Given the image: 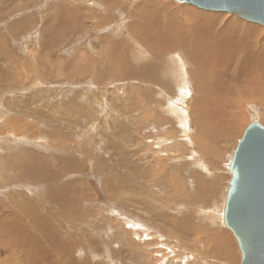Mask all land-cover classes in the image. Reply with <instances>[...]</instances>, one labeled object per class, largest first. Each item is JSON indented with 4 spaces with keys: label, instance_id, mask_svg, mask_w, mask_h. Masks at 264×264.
<instances>
[{
    "label": "rangeland",
    "instance_id": "1",
    "mask_svg": "<svg viewBox=\"0 0 264 264\" xmlns=\"http://www.w3.org/2000/svg\"><path fill=\"white\" fill-rule=\"evenodd\" d=\"M185 12L245 29L227 38L242 49L224 73L239 80L209 64L196 72L240 82L244 50L258 46L247 30L264 40V27L229 13L175 0H0V264H240L224 223L229 166L248 126L264 127V94L219 82L226 108L212 118L194 105L189 63L174 74L176 51L155 49L170 58L158 75L148 30L158 37L165 17Z\"/></svg>",
    "mask_w": 264,
    "mask_h": 264
},
{
    "label": "bare ground",
    "instance_id": "2",
    "mask_svg": "<svg viewBox=\"0 0 264 264\" xmlns=\"http://www.w3.org/2000/svg\"><path fill=\"white\" fill-rule=\"evenodd\" d=\"M185 13L187 14V16L180 15L179 21L168 19V24L166 22V17L165 19H163L161 16V18L164 20L163 24H165L167 28L165 31L161 32L158 35V37L152 35L151 34L152 31L150 29L148 30L150 32L149 39L144 42L147 43V49L150 51V53L154 52V54L152 55L153 57L148 62L150 63V65L154 64L155 69L158 71V75L161 76L163 72L162 69L163 67H161L160 63L165 61V57L167 58V60L170 58L167 57L166 55L165 57H163V54L157 55V53H155V51L158 50L157 48H161V50H159L158 52L165 54L167 52L176 51L174 53L176 55L174 56V58L179 61L180 67L179 69L178 68L176 69V72L174 74L178 77H181L182 75L186 74L187 69H185V67H188V63H189V73L193 76L195 91L197 93V99L194 102V105L202 108H208V110L214 111V113L210 115V117L212 118L215 117L217 113L216 111H221L224 108H226V105L224 104L225 98H223L226 96H224L220 92L216 93V87L219 84V82L223 83L226 86L225 88L226 90L234 89L236 86L241 85L243 87L255 88V92L257 95L259 96L263 95L264 94V40H260L261 37L256 36L254 32L250 31L251 29L247 30L248 32L246 33V36L248 38H253L258 46L256 47L255 50H251V51H248L247 49L244 50L245 54L243 56V60H244L243 64H244V68H248V69L247 71L242 72L241 76L243 78L240 79V82H236L235 84L226 83L224 82V80L220 79L213 73L214 68L218 75H222V76L226 75L230 79L235 78L236 81L239 80L237 75L235 76L227 75L224 73V71L229 67V63L227 62L226 57L231 55L233 52L240 53L242 49L241 45L239 44L233 45L232 43L228 42V39L232 40L235 34L238 37H241V33L245 31V29L239 28L238 26L233 24L222 29L217 25V22L214 20V19H220V17H217L215 14L203 15L196 12H185ZM165 15L167 16V14ZM170 16L172 18H175V13L171 12ZM182 20H186V21H182ZM249 25L251 26L252 30L255 29L253 28L255 27L254 26L255 24H249ZM177 29L181 33H185V34L187 32L193 33L192 38L190 40L195 43H190L187 40H181V38L177 36ZM216 29H217L216 32L217 35H215L216 38H213L214 40L209 42H206L208 40V38H206L207 40L205 39L206 41L203 42L206 35L210 36V34L214 32V30ZM140 33L141 32H136V34H140ZM161 37L165 39L164 44L162 43ZM181 37L184 36L181 35ZM246 41H248V39H246ZM207 57L211 60L208 61ZM157 59L158 62L156 63L155 61ZM212 63L214 64L213 67H212ZM208 64L211 66L213 72L212 71L210 72L209 78L205 83L202 76L201 75L199 76L196 72L200 74L202 68L207 66ZM137 70L139 71L141 70V68H137ZM142 78L143 77H141V79ZM164 81L162 80V82ZM178 89H179V94L184 93V98L181 99L183 104V101L185 103V100L189 95L188 92L189 90L185 84H180ZM181 108L184 109L183 107ZM207 115L209 116L208 112ZM44 171L42 170L41 173L38 172V174L41 175L42 173H44Z\"/></svg>",
    "mask_w": 264,
    "mask_h": 264
},
{
    "label": "water",
    "instance_id": "3",
    "mask_svg": "<svg viewBox=\"0 0 264 264\" xmlns=\"http://www.w3.org/2000/svg\"><path fill=\"white\" fill-rule=\"evenodd\" d=\"M201 10L224 12L264 27V0H175ZM224 222L233 233L240 264H264V127L251 123L229 166Z\"/></svg>",
    "mask_w": 264,
    "mask_h": 264
}]
</instances>
